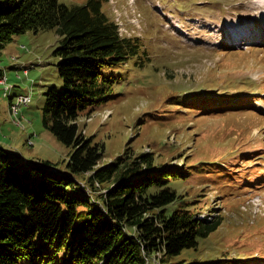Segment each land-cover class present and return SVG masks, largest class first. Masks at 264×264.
<instances>
[{"label":"rangeland","instance_id":"374dc122","mask_svg":"<svg viewBox=\"0 0 264 264\" xmlns=\"http://www.w3.org/2000/svg\"><path fill=\"white\" fill-rule=\"evenodd\" d=\"M105 8L121 34L141 38L150 59L119 67L121 94L78 119L85 135L105 144L100 165L128 149L153 152L158 164L192 166L178 191L202 216L224 221L178 257L225 254L264 264V32L258 40L234 37L237 27L264 29V9L257 0H110ZM60 39L54 29L30 30L6 44L0 144L66 171L73 148L44 124L42 109L44 92L62 83ZM11 94L32 98L17 116Z\"/></svg>","mask_w":264,"mask_h":264},{"label":"trees","instance_id":"16d2710c","mask_svg":"<svg viewBox=\"0 0 264 264\" xmlns=\"http://www.w3.org/2000/svg\"><path fill=\"white\" fill-rule=\"evenodd\" d=\"M107 4L0 0V59L15 35L54 29L61 36L54 54L62 83L44 92L43 121L73 148L62 171L0 144V264H248L225 254L178 257L224 221L202 216L178 191L192 166L128 149L100 165L105 144L80 129L82 113L121 94L118 68L150 59L140 37L121 34Z\"/></svg>","mask_w":264,"mask_h":264},{"label":"bare ground","instance_id":"6f19581e","mask_svg":"<svg viewBox=\"0 0 264 264\" xmlns=\"http://www.w3.org/2000/svg\"><path fill=\"white\" fill-rule=\"evenodd\" d=\"M257 7L259 8H262L264 9V0H257ZM263 24H264V17H263V20H262ZM243 28H238L236 29V31L238 30L242 36H241V39L243 41H248L250 39H254V40H258L260 39L261 35H260V32H264V29H258V31H254L252 28H248L247 31H243L242 30ZM235 31V30H234ZM264 37V35H262ZM237 39V38H236ZM6 78V76H4ZM3 77V78H4ZM13 97V96H12ZM27 98V94H21V95H18L16 97V99H14V101L11 103V107H13L14 109V114L17 116L18 114V111L17 108H19V106L22 104L23 105V100L22 99H25ZM32 101V98H31V95H30V102ZM229 107V106H228ZM221 115V114H220ZM224 115V114H223ZM18 124H22L20 120L17 121ZM29 142L31 144H33V141L32 140H29Z\"/></svg>","mask_w":264,"mask_h":264},{"label":"built area","instance_id":"2783aa9c","mask_svg":"<svg viewBox=\"0 0 264 264\" xmlns=\"http://www.w3.org/2000/svg\"><path fill=\"white\" fill-rule=\"evenodd\" d=\"M22 100H23V105H27V104H29V103H30V95L27 94V98L22 99Z\"/></svg>","mask_w":264,"mask_h":264}]
</instances>
